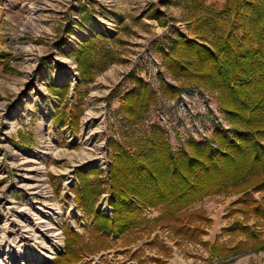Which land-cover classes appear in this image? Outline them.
<instances>
[{
	"label": "rangeland",
	"instance_id": "obj_1",
	"mask_svg": "<svg viewBox=\"0 0 264 264\" xmlns=\"http://www.w3.org/2000/svg\"><path fill=\"white\" fill-rule=\"evenodd\" d=\"M256 2L261 0H0V248L7 249L0 264H50L64 251L65 226L82 238L83 256L76 264H264V250L209 263L216 238L229 246L238 241L221 229L242 219L229 214L240 194L208 195L188 208L202 210L208 220L192 222L205 231L202 243L175 236L166 220L156 218L163 207L145 209L149 221L138 227L96 239L92 216L72 193L76 169H100L105 190L95 209L111 217L107 173L113 143L137 151L132 139L154 127L174 151L193 139H178L174 146L161 126L144 121L159 97H175L182 87L211 93L234 128L217 91L176 77L163 56L179 33L209 42L232 27L241 34L244 25L260 20L251 10ZM85 43L96 53L90 82L82 80L76 62ZM214 46L218 49L217 40ZM107 50L113 61L101 68ZM149 59L158 65L159 84L149 79ZM135 79L149 87L152 101L131 123L124 99ZM65 84L62 97L54 94ZM59 114L65 117L61 122ZM262 195L253 193L259 200ZM59 231L62 244L52 235Z\"/></svg>",
	"mask_w": 264,
	"mask_h": 264
},
{
	"label": "trees",
	"instance_id": "obj_2",
	"mask_svg": "<svg viewBox=\"0 0 264 264\" xmlns=\"http://www.w3.org/2000/svg\"><path fill=\"white\" fill-rule=\"evenodd\" d=\"M251 7L260 20L244 25L241 34L232 27L213 35L216 37L209 42L179 33L163 56L164 64L176 77L197 80L217 91L221 108L234 127L233 135L216 131L213 145L190 139L174 151L163 132L154 127L132 139L138 145L137 151L113 143L107 173L112 194L109 203L114 209L111 217L95 209L105 190L102 171L95 167L76 169L74 202L92 216L96 239L138 227L149 221L145 209L163 207L156 218L166 220L165 225L175 236L205 243L200 237L205 231L192 224L194 220H207L204 212L188 208L208 195L233 192L240 197L229 214L237 213L242 219L236 217L221 233L238 241L229 246L216 238L210 245L209 263L215 257L223 262L244 252L264 250V0ZM216 40L218 49L214 46ZM94 50L93 45L85 43L76 56L85 82L92 81L95 75ZM101 59V68L112 62L111 50L105 51ZM128 75L134 78L133 73ZM133 82L135 87L126 93L124 109L129 121L136 123L152 96L145 83L137 79ZM68 88L65 84L53 89L54 94L62 97ZM163 92L171 94L167 89ZM64 118L59 114L57 120ZM254 192H263L262 200L256 199ZM62 232L64 251L50 264H76L83 256L81 235L67 226Z\"/></svg>",
	"mask_w": 264,
	"mask_h": 264
},
{
	"label": "built area",
	"instance_id": "obj_3",
	"mask_svg": "<svg viewBox=\"0 0 264 264\" xmlns=\"http://www.w3.org/2000/svg\"><path fill=\"white\" fill-rule=\"evenodd\" d=\"M149 61V79L152 83L159 84L158 65L154 59ZM144 121L146 124L157 123L161 126L168 138L172 139V144L177 147L180 145L178 139L193 138L213 145L214 132L234 133L214 96L195 85L182 87L175 97H159L157 105L148 111Z\"/></svg>",
	"mask_w": 264,
	"mask_h": 264
},
{
	"label": "bare ground",
	"instance_id": "obj_4",
	"mask_svg": "<svg viewBox=\"0 0 264 264\" xmlns=\"http://www.w3.org/2000/svg\"><path fill=\"white\" fill-rule=\"evenodd\" d=\"M45 236H46V234H44ZM52 235H54V238H56L57 239V241L60 243V244H62L61 243V239H62V234L60 233V231L59 232H55V233H53ZM53 237V236H52ZM62 246V245H61ZM6 248H4V247H1L0 248V256H3L4 254H5V252H6ZM56 253V250H54L53 252H52V254L54 255ZM53 255L52 256H49V257H53Z\"/></svg>",
	"mask_w": 264,
	"mask_h": 264
}]
</instances>
